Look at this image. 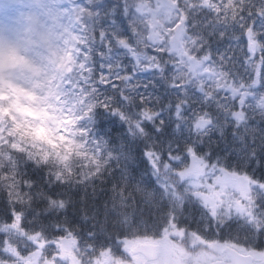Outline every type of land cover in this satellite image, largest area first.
Wrapping results in <instances>:
<instances>
[{"label":"snow or ice","instance_id":"obj_1","mask_svg":"<svg viewBox=\"0 0 264 264\" xmlns=\"http://www.w3.org/2000/svg\"><path fill=\"white\" fill-rule=\"evenodd\" d=\"M0 264H264V0H0Z\"/></svg>","mask_w":264,"mask_h":264}]
</instances>
